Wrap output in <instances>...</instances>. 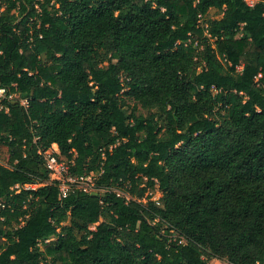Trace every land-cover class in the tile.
Returning <instances> with one entry per match:
<instances>
[{
    "label": "trees",
    "instance_id": "trees-1",
    "mask_svg": "<svg viewBox=\"0 0 264 264\" xmlns=\"http://www.w3.org/2000/svg\"><path fill=\"white\" fill-rule=\"evenodd\" d=\"M2 88L0 264H264V0H0Z\"/></svg>",
    "mask_w": 264,
    "mask_h": 264
},
{
    "label": "built area",
    "instance_id": "built-area-1",
    "mask_svg": "<svg viewBox=\"0 0 264 264\" xmlns=\"http://www.w3.org/2000/svg\"><path fill=\"white\" fill-rule=\"evenodd\" d=\"M248 2V4L253 5L254 0H245ZM241 69V67H239ZM6 90L4 88L0 89V99L5 97ZM23 104L26 105L27 101H23ZM45 161L46 166L51 172L50 177L51 181L56 182L59 185L60 188V197L65 198L69 192L73 188H78L80 190H83L85 192H92L93 188H95V182H94V174H90L87 176H71L69 174V167L66 163L63 161H59L56 156V151L47 150L42 153ZM37 185H25L24 187L26 189L35 188ZM17 191L20 189V185H16L14 187ZM100 191V190H98ZM102 192L106 191L101 190ZM117 192L119 196L123 195L118 190H114ZM151 197H154V194L150 193ZM128 198V197H127ZM160 198V197H159ZM159 198L153 199L154 201H157Z\"/></svg>",
    "mask_w": 264,
    "mask_h": 264
},
{
    "label": "rangeland",
    "instance_id": "rangeland-1",
    "mask_svg": "<svg viewBox=\"0 0 264 264\" xmlns=\"http://www.w3.org/2000/svg\"><path fill=\"white\" fill-rule=\"evenodd\" d=\"M217 16H218V12H217V10H215V9L211 10V11L209 12V14H208V17H210V18H215V17H217ZM51 150H52V151H55L54 146H52ZM8 159H9V153H8L7 148H6L5 146H3V145H0V163H1V164H4V165H7V164H8ZM63 162L66 163L64 160H63ZM94 182H95V179H94ZM92 192H98V188H97V187L93 188ZM119 192H121V193L123 194L125 191H124V190H123V191H122V190H119ZM124 194H125V193H124ZM159 197H161V193L158 192V191H156V192L154 193V197L151 198V199L153 200V199H155V198H159ZM144 201H146L145 198H144ZM96 225H97V224H92V225L90 226L91 229L94 230L95 227H96ZM210 264H228V263L225 262V261H220V260L215 259V260H212V261L210 262Z\"/></svg>",
    "mask_w": 264,
    "mask_h": 264
},
{
    "label": "crops",
    "instance_id": "crops-1",
    "mask_svg": "<svg viewBox=\"0 0 264 264\" xmlns=\"http://www.w3.org/2000/svg\"><path fill=\"white\" fill-rule=\"evenodd\" d=\"M53 146H54V149H55L56 153H59L58 146L56 144H54Z\"/></svg>",
    "mask_w": 264,
    "mask_h": 264
}]
</instances>
